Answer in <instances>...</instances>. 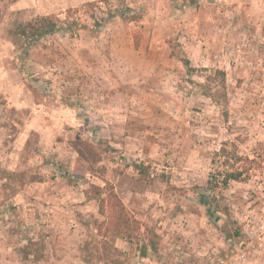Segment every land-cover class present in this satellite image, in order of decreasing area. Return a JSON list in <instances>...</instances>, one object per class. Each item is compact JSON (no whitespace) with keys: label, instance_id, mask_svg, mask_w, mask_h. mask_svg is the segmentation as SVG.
<instances>
[{"label":"rangeland","instance_id":"374dc122","mask_svg":"<svg viewBox=\"0 0 264 264\" xmlns=\"http://www.w3.org/2000/svg\"><path fill=\"white\" fill-rule=\"evenodd\" d=\"M263 27L264 0H0V264H264Z\"/></svg>","mask_w":264,"mask_h":264},{"label":"trees","instance_id":"16d2710c","mask_svg":"<svg viewBox=\"0 0 264 264\" xmlns=\"http://www.w3.org/2000/svg\"><path fill=\"white\" fill-rule=\"evenodd\" d=\"M264 28V27H263ZM264 31V29H263ZM184 60V64L186 65L187 69L189 71H195V67L191 66L189 64V59L188 58H183ZM202 69H206V68H202ZM216 73H218L219 75H221L222 77L224 76V72L221 70H216ZM211 96V94H209ZM73 145L75 146V148L78 151V154L86 161L91 160L87 153L81 149V147L78 146V142L73 141L72 142ZM83 143V142H81ZM86 146H90V144L88 143H84ZM92 149V147H89V149ZM221 154L223 155V157H225V161L224 162H228L230 159L232 160V158H234V161L229 164L231 166V168H227L224 170L223 174H222V178L220 183L222 184V186H227L230 180H242L248 177V168L247 167H239V166H235V163L237 162V159H240V156H237L236 154H234V150H230L227 151V149L225 147L221 148ZM92 161V160H91ZM209 184H210V189H214V186L217 182V180L214 179V181H212V178H209ZM111 196L110 200H111V211L109 213V218L108 221L106 222V231L112 232V240H114L116 237L120 238V239H124L126 241L129 242H134L135 238L136 241L138 242L139 239L138 237H136L133 233L134 231L137 229L138 225H134L137 224V221L130 217L124 207V205L122 204V201L120 200V198L114 194V192H111L109 194ZM109 199V198H108ZM217 200H215V196L211 195L208 200H201V203L203 205H205V212L208 215V217L211 218V216L219 211H222L223 208H221L218 203L216 202ZM104 203V199L102 200V205ZM213 205H216V208L213 209ZM224 213L228 212L227 208H224ZM101 212L104 213V208L102 206ZM134 223V224H133ZM220 231H222L223 233H225L228 237L230 236H238L239 235V230L237 228L233 229L230 232V228H229V218L226 219V221L224 222L223 226L220 228ZM152 234H155L154 232ZM157 245L158 242L154 239V237H152L150 239V241L148 240L147 243H143L141 245V249L143 254H145L146 250L148 247H151L154 249V251L157 249ZM36 252H34L32 250V254H35Z\"/></svg>","mask_w":264,"mask_h":264}]
</instances>
